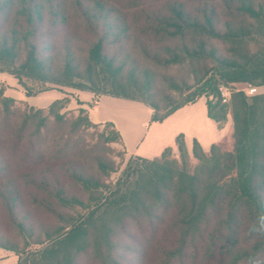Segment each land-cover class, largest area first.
<instances>
[{
  "label": "trees",
  "instance_id": "1",
  "mask_svg": "<svg viewBox=\"0 0 264 264\" xmlns=\"http://www.w3.org/2000/svg\"><path fill=\"white\" fill-rule=\"evenodd\" d=\"M123 1L128 5H119ZM182 65L191 68L192 85H177L167 76L169 68ZM0 73L17 80L26 96L58 85L92 92L90 107L101 95L138 101L151 109L150 123L204 97L219 128L231 116L235 141L231 152L215 143L205 151L193 141L197 164L191 169L180 134L173 144L180 160L171 159L173 146L154 159L131 156L109 190L85 178L72 156L52 160L37 144L49 134L48 116L65 120L60 112L71 102L68 94L46 108L29 105L11 133L16 100L6 95L9 85L2 80L0 145L5 140L21 150L18 163L0 154V247L17 251L9 233L32 232L40 225L36 210L68 224L59 226L66 232L17 264H79L77 255L91 239L110 242L114 225L130 220L138 232L130 233L134 241H155L141 253L151 264H190L192 251L196 258L201 246L217 264H264V94L235 89L225 103L221 94L236 83L264 87V0H0ZM160 78L192 95L163 107L151 96ZM80 112L86 117L77 118L79 123L111 127L106 140L123 145L113 123H94L88 110ZM35 122V138L23 144ZM74 181L90 193L87 203L70 190ZM65 209L81 212L75 217ZM110 253L99 252L108 256L106 264H118Z\"/></svg>",
  "mask_w": 264,
  "mask_h": 264
},
{
  "label": "rangeland",
  "instance_id": "2",
  "mask_svg": "<svg viewBox=\"0 0 264 264\" xmlns=\"http://www.w3.org/2000/svg\"><path fill=\"white\" fill-rule=\"evenodd\" d=\"M118 2V1H117ZM128 1L121 2L119 5L124 6L128 5ZM118 4V3H117ZM126 72L122 73L123 75ZM3 73H0L2 75ZM168 77L172 79V82L177 85H184L187 82L189 85H192L194 79L191 75V68L188 65H182L178 67H171L168 69V73H166ZM1 77V76H0ZM161 83H156L151 91L152 100L159 102L163 107L169 105H176L184 102L192 95L191 91L178 92L169 85L168 82L163 81L160 78ZM0 80V87H1ZM157 82V81H156ZM52 88H56L58 90H65V94H68V98L70 99V104L67 108L63 109L60 113L64 114L65 120L61 123L55 122L53 117L48 116L47 121V129L48 135L42 141V144L38 143L39 147L44 148L47 153L52 156V160L55 161H63L67 156H72L76 159L77 163L81 165V167L85 171V178H92L98 180L100 184L107 185L110 189H113V186L120 179L124 170L126 169L127 163L130 160V156L124 150L123 145L120 141L115 140L113 142L107 141L106 138L111 136V132L113 129L111 127L95 125L90 126L87 125L84 121L78 122L77 118L84 119L86 117L85 113H81L80 110H87L85 106L80 105L69 93L73 92L77 89L68 88V87H60L58 85H51ZM248 85L238 84L227 86L223 88L224 91L229 92V97L231 95V91L235 89L245 90L248 88ZM264 94V87H258L254 94ZM65 96V95H64ZM163 96H169V101H163ZM16 100V111L15 117H12L11 124L9 126V132L14 133L18 131L21 122H22V114L24 112H30V104L27 105L26 101L21 99ZM3 108L0 105V122L3 117ZM47 112V111H46ZM45 112V114H46ZM231 118V116H229ZM229 120V119H228ZM38 122V121H37ZM36 122L30 125V128L27 130V133L23 137V144L29 141V138H35L33 134L35 133ZM9 135L12 138L14 135ZM47 130H43V135H46ZM234 137H233V129L231 128L229 135L217 145L221 150L226 152H231L234 146ZM20 149V148H19ZM19 149H11L9 143L4 140L0 145V154L2 158L13 160L14 163H18L20 161V150ZM190 154L189 165L190 168L193 169L197 164V161L192 157V149L188 150ZM55 156V157H54ZM49 155H46L45 159H47ZM171 159L180 160V155L175 146H173V154ZM15 171H18L19 168L14 167ZM17 168V169H16ZM70 190L76 197L83 200L85 203L88 202L90 193L85 191L80 184L77 182H71ZM105 191V194L109 193V191ZM101 193L96 192V197H101ZM81 212L80 210L78 211ZM77 210H64L63 213L66 215H77ZM35 218L40 221V225H35L32 232H19L17 230H13L9 233V244L14 246L17 251H8L4 248L0 247V264H17L19 258L25 257L27 254L37 251L40 248H44L48 243L54 241L58 237V233L61 234L66 232L67 228L59 231V226H67L68 224H63L59 222L58 219L52 214L44 213L42 211L36 210L34 212ZM115 231L116 235L111 239L110 242H106L104 240L97 241L96 238L91 239L88 250L85 252H81L77 255V260L79 264H106L108 260L107 255L101 256L99 252L104 249H111L110 256L115 260L117 259L118 264H151L147 262L146 258L142 260L141 253L143 252V248L145 246H150L151 243H155L152 241L153 237L148 236L147 239H141L134 241L130 236L137 235L136 224L133 221H127L121 227L116 224ZM123 229V230H121ZM8 235V233H6ZM194 250L191 253V257L189 258L190 264L197 261L196 264H217L215 257L206 256V248L205 246H201L198 252L197 257L192 258ZM107 257V258H106ZM116 262V263H117Z\"/></svg>",
  "mask_w": 264,
  "mask_h": 264
},
{
  "label": "crops",
  "instance_id": "3",
  "mask_svg": "<svg viewBox=\"0 0 264 264\" xmlns=\"http://www.w3.org/2000/svg\"><path fill=\"white\" fill-rule=\"evenodd\" d=\"M0 80L9 87L5 93L14 99H21L37 108H46L57 98L64 97L65 90L49 89L38 95L26 96L22 87L12 76L0 75ZM240 83H236L238 85ZM242 85V84H240ZM262 87V86H261ZM258 89V87H256ZM88 110V117L94 123H113L122 135L124 150L131 156L154 159L167 146H173L180 134L185 136V145L192 149L193 141L208 151L213 143L222 142L230 133L232 118L223 128H219L214 119L208 116L206 98L183 106L161 122L150 123L151 109L144 103L121 97L99 96L97 103L90 107L93 93L75 90L73 92Z\"/></svg>",
  "mask_w": 264,
  "mask_h": 264
},
{
  "label": "built area",
  "instance_id": "4",
  "mask_svg": "<svg viewBox=\"0 0 264 264\" xmlns=\"http://www.w3.org/2000/svg\"><path fill=\"white\" fill-rule=\"evenodd\" d=\"M248 95H254L255 91H256V87H248L244 90ZM222 101L225 103L228 101V97H229V92L226 90L224 91V89H222Z\"/></svg>",
  "mask_w": 264,
  "mask_h": 264
}]
</instances>
